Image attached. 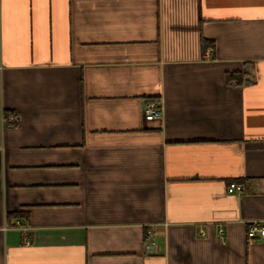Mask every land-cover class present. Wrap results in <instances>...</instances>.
I'll return each mask as SVG.
<instances>
[{
	"label": "crops",
	"instance_id": "obj_1",
	"mask_svg": "<svg viewBox=\"0 0 264 264\" xmlns=\"http://www.w3.org/2000/svg\"><path fill=\"white\" fill-rule=\"evenodd\" d=\"M255 222L264 0H0V264H264Z\"/></svg>",
	"mask_w": 264,
	"mask_h": 264
},
{
	"label": "built area",
	"instance_id": "obj_2",
	"mask_svg": "<svg viewBox=\"0 0 264 264\" xmlns=\"http://www.w3.org/2000/svg\"><path fill=\"white\" fill-rule=\"evenodd\" d=\"M143 115L146 121H152L155 119L162 118L164 115V108L162 103L158 101H147L143 107ZM8 121L11 124H16L19 121V117L17 115H11L8 118ZM227 190L229 193L241 192L243 190V185L240 183L233 182L229 184ZM19 224L20 223L17 222V225ZM219 234L221 240L224 241L225 240L224 230L220 229ZM258 236L264 238V224L255 222L252 225H250L248 228V237L250 239H255ZM146 240H147V250L152 251L153 247L156 245L155 235L153 231L147 232ZM26 244H30L29 239L26 240Z\"/></svg>",
	"mask_w": 264,
	"mask_h": 264
},
{
	"label": "trees",
	"instance_id": "obj_3",
	"mask_svg": "<svg viewBox=\"0 0 264 264\" xmlns=\"http://www.w3.org/2000/svg\"><path fill=\"white\" fill-rule=\"evenodd\" d=\"M202 44V49L205 48H214V41L213 40H209L207 38H202L201 41ZM227 80L228 81H236L238 84H242V83H249L252 82V77L250 75V73L246 70V71H241V72H228L227 74ZM13 113L10 111H4V117L7 120V124L9 123L8 118L12 115Z\"/></svg>",
	"mask_w": 264,
	"mask_h": 264
}]
</instances>
